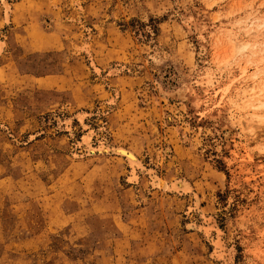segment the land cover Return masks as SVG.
I'll return each instance as SVG.
<instances>
[{
	"label": "rangeland",
	"instance_id": "obj_1",
	"mask_svg": "<svg viewBox=\"0 0 264 264\" xmlns=\"http://www.w3.org/2000/svg\"><path fill=\"white\" fill-rule=\"evenodd\" d=\"M261 23L264 0H0V264H264Z\"/></svg>",
	"mask_w": 264,
	"mask_h": 264
},
{
	"label": "bare ground",
	"instance_id": "obj_2",
	"mask_svg": "<svg viewBox=\"0 0 264 264\" xmlns=\"http://www.w3.org/2000/svg\"><path fill=\"white\" fill-rule=\"evenodd\" d=\"M9 12H10V10H9L8 5H7L6 15H5L7 21L9 19ZM263 25H264V23H261L258 26L262 27ZM234 46L237 47V49L239 51H245V50L251 48L250 43H243V42L235 43ZM3 49H4V43L2 42V43H0V54L3 51ZM245 70L246 69L243 70V73L245 72ZM256 77H257V75H256ZM249 88L250 89L247 92L243 93V97L247 98L248 106L253 109V116H251V117H253L254 120L256 119L258 122L264 123V79H261V81L258 83H257V81H255L254 85L252 87H249ZM179 95H181V93H179ZM84 117L85 116H83V115L79 116L81 122H83ZM251 122H253V121H251ZM66 123H67V126L69 128L71 126V121H68ZM249 124H250V122H249ZM94 133L95 132L88 127L87 132L83 135V137L81 139V144H83L85 146L87 153L89 155H93L96 152L97 153L109 152V153H116L122 157L125 156L126 160L128 161V163L131 167V173H130L129 179L133 182H137L139 179V169H141L144 166L142 161L138 158V156L133 151H131L125 147H122V146L111 147L106 141H100L99 144L94 145V143H93ZM164 153H165V155L169 154L170 150L166 149ZM147 171L151 175L153 183L157 184L158 181L163 182L164 186H162V187L166 188V186H167L166 181H163V179H161L153 169H147ZM175 186L179 189L184 190L185 192L189 191L191 188L190 184L184 179L177 180L175 183ZM160 187H161V185H160ZM173 189H174V187H173ZM195 198H196L195 199V201H196L195 207L200 209V205H201L200 198L198 196H195ZM215 242H217L216 244L219 248L223 247V243H222L221 238L219 240H216Z\"/></svg>",
	"mask_w": 264,
	"mask_h": 264
}]
</instances>
